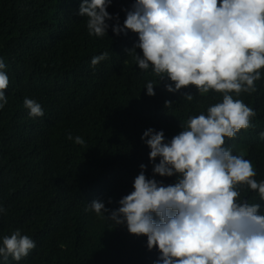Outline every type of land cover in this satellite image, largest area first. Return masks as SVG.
Listing matches in <instances>:
<instances>
[{
  "label": "trees",
  "instance_id": "16d2710c",
  "mask_svg": "<svg viewBox=\"0 0 264 264\" xmlns=\"http://www.w3.org/2000/svg\"><path fill=\"white\" fill-rule=\"evenodd\" d=\"M134 2L112 0L107 11L118 14L123 26ZM80 4L0 0V58L10 81L8 103L0 110V204L7 209L0 214V245L3 236L20 229L36 247L18 262L9 257L8 264H156L160 253L147 248L146 236L130 234L126 225L114 227L86 209L93 200L118 208L134 190L141 164L152 178L150 149L141 139L145 130H163L170 140L189 117L222 102V94H200L193 85L170 93L164 85L172 82L165 78L148 96L146 83L157 78L125 52L138 34L117 36L109 27L107 36L89 35ZM104 52L108 58L93 67L92 58ZM261 73L257 91L239 97L257 113L253 126L225 137L224 145L251 161L258 182L264 180V69ZM185 93L194 99L186 100ZM26 97L41 104L43 117L29 116ZM166 100L173 101L170 108L164 107ZM69 134L85 143L76 144ZM155 179L165 185L176 181ZM240 191L264 213L256 191L247 186Z\"/></svg>",
  "mask_w": 264,
  "mask_h": 264
},
{
  "label": "clouds",
  "instance_id": "9594fccd",
  "mask_svg": "<svg viewBox=\"0 0 264 264\" xmlns=\"http://www.w3.org/2000/svg\"><path fill=\"white\" fill-rule=\"evenodd\" d=\"M111 2L81 0L78 14L87 18L89 35L107 36L109 27L117 36L129 30L138 34V42L125 52L139 69L151 68L157 78L146 83L148 96H154L155 86L167 78L172 83L164 87L170 93L193 85L200 94L221 93L222 102L209 106L207 114L189 117L170 140L163 130H145L141 139L150 149L152 178L141 164L134 190L119 200L118 208L93 200L86 210L114 227L126 225L130 234L146 236L147 248L160 253L156 264H264L262 206L248 203L240 191L247 186L264 201V180L255 179L251 161L224 146L225 137L234 138L241 129L252 127L257 115L239 97L256 92L262 78L264 0H135L125 10L123 26L118 14L107 11ZM113 19L116 23L110 26L107 21ZM108 56V52L94 56L91 65ZM6 68L0 58V110L8 103ZM183 97L194 99L190 93ZM23 103L30 117L45 115L36 100L26 97ZM172 103L166 100L164 107ZM67 138L85 143L80 136ZM157 175L176 181L165 185L155 179ZM6 211L0 204V214ZM35 247L30 236L16 229L3 236L0 260L8 264L11 257L18 262Z\"/></svg>",
  "mask_w": 264,
  "mask_h": 264
}]
</instances>
